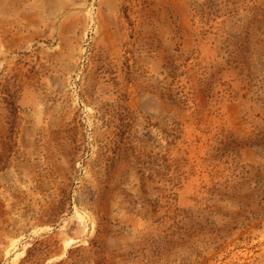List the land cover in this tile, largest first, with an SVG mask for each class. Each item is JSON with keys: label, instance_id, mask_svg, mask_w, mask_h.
Masks as SVG:
<instances>
[{"label": "rangeland", "instance_id": "374dc122", "mask_svg": "<svg viewBox=\"0 0 264 264\" xmlns=\"http://www.w3.org/2000/svg\"><path fill=\"white\" fill-rule=\"evenodd\" d=\"M0 264H264V0H0Z\"/></svg>", "mask_w": 264, "mask_h": 264}]
</instances>
